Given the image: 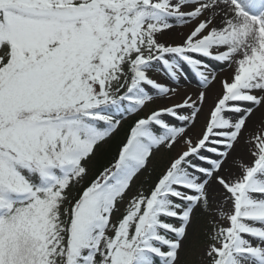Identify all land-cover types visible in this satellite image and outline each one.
Returning <instances> with one entry per match:
<instances>
[{"label":"snow or ice","instance_id":"snow-or-ice-1","mask_svg":"<svg viewBox=\"0 0 264 264\" xmlns=\"http://www.w3.org/2000/svg\"><path fill=\"white\" fill-rule=\"evenodd\" d=\"M0 264H264V0H0Z\"/></svg>","mask_w":264,"mask_h":264},{"label":"rangeland","instance_id":"rangeland-1","mask_svg":"<svg viewBox=\"0 0 264 264\" xmlns=\"http://www.w3.org/2000/svg\"><path fill=\"white\" fill-rule=\"evenodd\" d=\"M156 78L157 79H161V80H164L165 79L163 77V74L162 73L161 74H158ZM182 84L184 85L183 88H182V92L183 91H187L188 89H192V90L197 89L196 82L195 81H192V83H184V82H182ZM158 103H163V101H158ZM154 106L155 105H150V107H154ZM201 115H202V113H201ZM133 119H134V117H133ZM199 121H202V123H203V121H204V115H203V120H202V117H201V118H199ZM191 133H192V130H190L189 134L191 135ZM177 147H179V145ZM240 149H241V152H240ZM175 151L176 150L174 149L172 153H163L162 152V153L157 154V157L153 161V167L155 168V171L153 172V177H152L153 179L155 178V175L158 174L159 169H160V165L162 164V162L166 161L169 156L174 155ZM243 154H244L245 160H247L246 149H245L243 143H241V144H238L237 147H236V149L233 151L232 157H242ZM229 164L231 165V157L229 159ZM229 164H227L228 167L230 166ZM144 179H145L144 177L139 178L136 181V185H134V189Z\"/></svg>","mask_w":264,"mask_h":264},{"label":"bare ground","instance_id":"bare-ground-1","mask_svg":"<svg viewBox=\"0 0 264 264\" xmlns=\"http://www.w3.org/2000/svg\"><path fill=\"white\" fill-rule=\"evenodd\" d=\"M188 92L190 93H195L197 91V89H188L187 90ZM183 93V92H182ZM212 98H213V93L212 92H209V95H208V100L206 101L205 103V111L207 110V108L211 105V102H212ZM203 115H204V112H202V115H200L202 117V120H203ZM200 117V118H201ZM255 119V118H254ZM202 125V121H197V125H196V129L198 130L200 128V126ZM193 131V130H192ZM192 134V133H191ZM240 152H241V149H240ZM242 157H244V154L242 155ZM245 158V157H244ZM230 165V164H229ZM225 167H228V165H226ZM235 170V169H234Z\"/></svg>","mask_w":264,"mask_h":264},{"label":"trees","instance_id":"trees-1","mask_svg":"<svg viewBox=\"0 0 264 264\" xmlns=\"http://www.w3.org/2000/svg\"><path fill=\"white\" fill-rule=\"evenodd\" d=\"M132 119H133V118H132ZM130 122H131V120L126 121L125 124H124V128H127L128 124H129ZM122 132H123V129H122ZM110 151H114V146H113V148H112Z\"/></svg>","mask_w":264,"mask_h":264}]
</instances>
